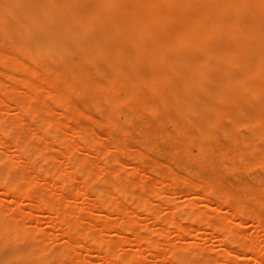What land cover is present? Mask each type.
Segmentation results:
<instances>
[{"label":"rangeland","instance_id":"374dc122","mask_svg":"<svg viewBox=\"0 0 264 264\" xmlns=\"http://www.w3.org/2000/svg\"><path fill=\"white\" fill-rule=\"evenodd\" d=\"M76 1L81 6L85 5L84 6L85 8H83V7L81 8L82 11H87L86 9H89L93 5H96L99 3H104L105 7H108L109 3H110V1H107V0H80V1L76 0ZM113 1H114V3H117L120 0H113ZM125 1L127 2L128 6H131V7L138 6L140 8L138 11V19H141L140 21H141L142 28L147 29V31H149V32L147 34L144 46L138 47L139 48L138 49L137 46H135L136 48L134 47L136 35L135 36L129 35L130 37H128L125 34V32L123 31L124 30L123 26H121L120 28L117 27L116 30L118 29L117 30L118 39L110 40L109 45H106L102 48V53L104 51L105 54L104 53L103 54L105 56L109 52L108 50L110 49V47H111V50H114L117 48L116 50H117L119 55L109 56V57H110L111 62L114 61L113 67H112L113 69H114V65L117 66L118 63L125 66L126 72H124V73L122 72L123 73L122 75L117 74L115 69H114L115 71H113V69L111 70V67H110L111 65H109L107 62H105L106 59H102V60H99V62H98L99 69H101L100 70L101 72H98V65H94V64L81 65L80 68L82 69V71L80 72V74L82 73L81 74L82 76L77 72V74L80 75L79 77L81 79V81L78 82V80H80V79L76 75V71L73 70L75 72V73H73L72 69L69 67L70 65H68V64L66 65L63 61H60L59 59H55V60H53V62L48 61V59L46 57H43V56H39L36 60L32 59L33 58L32 50L31 49L19 50V48H20L19 44L22 41L30 40L32 42V44L35 43L36 46L41 45L40 42L44 41L46 39H49L48 34L52 33V31L50 29L44 30L41 25H35V26L31 27L30 26L31 21L30 20H27V21L24 20L20 16L19 13H16V15L11 17V22H12L11 24L14 26V29L18 33V35L15 36L16 37V42H14L15 44H12L13 40L15 39L14 37L8 36L9 38H7V37H5L7 35L2 33L3 32L2 30H1L2 32H0L1 37L4 34V36L2 38L3 40L0 37V80H1L0 81V125H3L0 128V135L2 138V139H0V152L1 151L3 152V153L1 152L0 158L2 156H3V158H5L2 161L3 163H0V176H2V175L4 176V174H6V172H8L7 169L9 168L10 174H11V172L13 173L14 170L16 171L11 176L14 177V174H17V172L19 171L21 173L20 174L18 173V174L20 176H22V178H23V180L20 182L19 177L15 178L16 176H18V174H17L14 178L16 179V181L18 179L17 182H19V183L17 184V182L13 178L12 180L16 183L14 184V182H13V184H12L13 186H12L11 185L12 180L10 181L9 179H7V176H8V178L10 177V175L7 173L8 175H6L5 181L9 180V183H7V181H6L7 184L4 182L3 183L6 184V187H8V188H4L2 185V182L0 183V185H1L0 186V198H1L0 200H1L2 204L4 205V208L6 205H8V206H6V209L3 210V208H2L0 210H1V212L3 210V212L5 214H8L12 217L14 216L16 219L21 218V219H19L20 221L18 220L19 222L18 223L16 222L15 224L17 225L21 222L20 224L22 226V231L23 232L25 231L23 233V235H20L19 234L20 231L16 230V227H17V229H21V228H19L20 225H18L19 227L18 226H16V227L11 226V228L9 227V230L10 229L12 230L14 228L16 231H18V232H16V234L18 233L19 235L14 234L15 233L14 230H12L13 233H11L12 231H10V233H9V230L7 229L8 224H7V226H6V224L3 226L4 223L1 224V226L5 230L4 231L3 228L0 227V230L2 229V231H0L1 237L3 236L2 239L4 238V236L7 238H10V239H8V240L4 239L5 242L3 240H1L3 242V244H1L0 246H2V245L3 246L0 248V253H1L2 249L7 248L8 250H6V249H4V250L7 251L8 255L6 253H4L5 252L4 250H2V252L5 255V256L3 255V257H5L6 260L1 261L0 264H9V263L13 264V262H15L14 264H26V263L27 264H34V263L35 264H70L71 259H72L71 260L72 264H105L107 262H109L107 264H115V263L116 264H120V263L121 264H128V262L130 264H132L130 261L124 262V258L129 256L128 254H132L133 252L136 253V255H135L136 260L138 259L137 257H140V260L139 259L138 260L140 262L142 261L141 262L142 264L143 263L144 264H183V263L186 264V262L188 264H201V263L202 264H204V263L205 264H240V263L241 264H264V259H263L264 258V170H263L264 166L262 167V164L264 165V162L263 163L261 162V160L264 161L263 160L264 159V156H263L264 155V120H262V119H264V97L263 98L262 97L261 98L253 97V96H251V94H250L251 92L249 90H245L243 92V95H241L237 99H235V102L237 103V101H239L240 104H238V103L236 104L235 102H230V101L224 100V101H218L217 102L218 112L216 111V113L213 112L212 110L205 109L204 108L205 105L202 103H204L205 100L207 99V97L209 96L208 93L209 92L211 93V91L213 89V84L215 83L216 78H217L216 73H214L213 70H211L209 72V74L207 73L204 77L203 82L205 83L204 84L205 85V87H204L205 91L198 92V94H197L196 93L197 85H195V83H194L190 86L193 93L187 94V96L183 99V102L187 106L194 108L193 110H190L188 112V110H184L182 108L180 109L179 107H177L179 105L178 98H175V100H173V97H172L173 96L172 93L174 95H176L178 90L181 92L185 90V88L183 87L182 81L184 80L183 77L185 78L189 74V71L187 70L189 68L185 67L188 64H186L184 66V68H180L179 67L180 63L178 64V63L174 62V60L175 61L177 60L176 55H178V53L181 51V47H176V46L172 45L173 35L180 32L181 28H183V26L187 24V19L189 17L197 14V13H200L202 8H204V15H203L204 19H206L207 21L209 20V22L212 24V26L218 25V24H220V22L228 23V20L231 18V16L228 17L230 14L226 15L225 18L218 16L219 15L218 13L220 11V2L225 3L227 0H193L192 3L188 4V5H186V3H185L186 0H180L179 6H178L179 1L171 2L170 0H166V1L165 0L164 1L159 0V2H160L159 5L153 10L150 9L151 0H125ZM215 1H216V3H215ZM246 1H248L250 6H252L251 8H253L254 10L258 9V7L264 6V0H246ZM143 5H145L146 7H143ZM114 8L112 10L113 14H114V19H117L118 17H120V11H119V9H117V7H114ZM142 8H144V9H142ZM117 14L119 16H117ZM167 14L172 15L173 17L171 19L167 20L165 18V16ZM149 17H151V18H149ZM241 17L242 18L240 20V23L242 25H244V24H246L252 20V19H250V17L248 15L247 16H241ZM114 21L115 20L109 22V24H111V28L114 25ZM202 21H203V19H202ZM243 21H244V23H242ZM104 23H105V21H103L102 25H106ZM257 24L260 28L264 29V18L258 20ZM146 26H147V28H146ZM24 27L25 28L27 27L25 29V30H27V35L23 33ZM105 27L107 28L108 26H105ZM149 27L151 28V30ZM29 28H31V29H29ZM240 30H241V33H239V35L237 34L236 36H234V34H231V33H227V34L224 33L225 35L224 34H216V35L212 36L209 39V45L206 48L207 50L201 49L203 51H200L199 48L197 50V49L193 48L194 46L192 45V43H190V46H187V48L184 50V53H186L188 55V57H191V56L192 57H202V56L205 57L210 52L215 53V55H216L217 50H219L218 48H220V51L233 49V48H239V49L241 48V50H239L242 53L240 56L243 59L253 60L255 58V56H254V58L251 59V55L249 57L247 55L248 53L246 51H244V49H243L244 46L246 45V42H247L249 37L246 36L247 34H245V32H242V29H240ZM167 34H168V36H167ZM92 36L94 37L95 35H92ZM92 36H91V38H92ZM133 36H134V39H133ZM170 36L172 37V39H170ZM6 38L11 39V42H9L10 40H7ZM94 38L100 39L101 36L99 34H96V36ZM10 43H11V45H10ZM87 43H88V40H87ZM131 44H133V45H131ZM1 51L3 54L1 53ZM11 53L16 55L17 59H12L11 57H9L11 55ZM126 53H127V55H125ZM136 53L140 54V55L139 56L137 55L138 56L137 59L132 60L134 54H136ZM14 55H12V56H14ZM77 55H78V57H84V54L81 51L79 53H77ZM242 55H244V56H242ZM126 56H127V59H126ZM111 57L114 58V59L112 58L113 61H112ZM14 58H15V56H14ZM106 58H107V56H106ZM123 58H125V59H123ZM10 59H12L13 61L11 60L12 61L11 62ZM19 60L21 62V65L16 64L17 65V67H16V65H14L13 62L15 61L18 63ZM56 60H57V62H56ZM103 60H105V61H103ZM75 61H76V57L72 56V57L68 58V63H73V62L75 63ZM177 62H178V60H177ZM22 64H24V65H22ZM48 64H49V70L47 69ZM41 65H42V67H41ZM106 65H108V67L110 69H108V67ZM23 66H25V67H23ZM26 66L27 67L31 66L33 68V70H35V73L38 75H33V77L36 76L37 79L32 78L31 74H30L31 76L29 74H28L29 76H27V72H29V67H28V71H26V75H24L22 73V70L25 69ZM66 66H68V68L64 69V68H66ZM219 66H221V65L219 64ZM56 67L58 68V70H56ZM17 68H19L20 70H21V68H23V69L20 72V70H18ZM87 68H89V69L86 70ZM235 68L236 67H234V69ZM50 69L51 70L53 69V70L51 71ZM59 69H60V73L62 72V74H63V75H60V77L62 76V78H60L58 76ZM103 69L104 70L106 69V70L103 71ZM160 69H167L168 72H170V75L174 81H173V83H171L170 81L161 82L160 86H158L160 91H158V88H157V90H156L157 93H156V92H153L154 89L152 90V87L150 88V86L152 84L150 85L148 81ZM30 70L33 71L32 69H30ZM31 71L29 73H31ZM37 72H40V74ZM35 73H33V74H35ZM148 73L150 74L149 77L147 76ZM72 74H75L74 76H76V77H74ZM111 74H112V77L110 76V79H109L108 75H111ZM14 76H16V77H14ZM23 76H24V78H25V76L29 77V78L26 77L28 79L27 84H28L29 79L30 80L32 79V82L34 80L37 81V84L40 86V88L38 87V85H36L35 81L33 83L40 90L37 89V87L34 85H32V88L34 87L35 90L34 89L33 90L35 91V93L39 94V95L37 94V96H39L38 98L34 97L35 93H33V99H32V92H34L32 90V88L30 89V87H27V85L23 86V82H22ZM113 76L115 77V79ZM71 77H74V78H71ZM128 77H129V80H128ZM106 78L109 79L108 82H111L113 79L114 80L117 79L118 80V81H116V82H118V83H116L117 86H114L111 88L109 87V84H106V85H108V87L102 86L105 83V81L107 82ZM16 79H18V80H16ZM141 79H144V80L146 79V80L143 81ZM65 80H66V82H65ZM90 80L91 81L93 80L92 82L94 83V85H92ZM114 80H113L112 84L110 83L111 85H113L115 83ZM130 80H131V82H130ZM121 81H125L124 82L125 85L122 82L124 86L122 84H119V83H121ZM24 82H26V81H24ZM102 82H103V84H102ZM250 82H251V84L255 83L254 85H259V86L264 87V76L252 77V78H250ZM73 83H75L74 88H73ZM95 83H97V84H95ZM126 83H127V85H126ZM143 83H145V86ZM168 83H170V84H168ZM171 84L173 86H171ZM48 85H50V86H48ZM66 85H68V86H66ZM28 86H31V85H28ZM65 86L67 87L66 91H65ZM101 86L103 87V89H101L102 88ZM121 86H123V87H121ZM169 86L173 89L170 90L171 88H168ZM8 87H10V88L8 89ZM41 87H44V88L41 89ZM124 87H126V88L128 87L127 90ZM2 89H4V90H2ZM10 89H12V90H10ZM117 90L118 91L120 90L119 91L120 93ZM129 90L130 91L132 90V94H128L129 96L131 95L130 97L126 96V93H130ZM169 90L173 91V92H171V95H170ZM47 91H48V93L50 92V94H48ZM114 91H116V92H114ZM122 91H124V92H122ZM28 92L30 93V98H28L29 95L26 94ZM52 92L55 94L52 95ZM19 93H21L22 95ZM58 93H59V95L57 96ZM60 93L61 94L63 93V95L65 96L64 99H66L67 102L64 101L63 104L61 103L63 101V95H60ZM123 93H125V99L122 102V99L124 97ZM229 94H231V91ZM122 95H123V97H121ZM59 96H61L62 98H58ZM108 96H109V98H113V100H115L113 102H115V103L117 102L116 105H115V103L112 104L109 102V104H108L107 102L106 103L104 102L105 100L106 101H112L111 99H109V100L107 99ZM115 96H118V98H122V99H119V104H118V101H116V98L114 99ZM174 97H176V96H174ZM25 98H28L29 100L31 99L30 100L31 105L33 104L31 107L29 105L30 102H29V104L27 103L29 100L27 99L28 100L27 101ZM118 98H117V100H118ZM254 98L257 100H255ZM24 99L27 102L24 101ZM59 99L62 101H60ZM164 99H165V101H164ZM176 99H177V101H176ZM125 100H127L129 102H127ZM96 101H98V102H96ZM240 101H242V102H240ZM260 101H263L262 102L263 105L261 104V106H260V103H261ZM23 102L25 104H23ZM167 102H169V104ZM4 103H6V104H4ZM20 103H21V106L24 105L23 106L24 108L27 107L26 110H28L30 107L29 110H33L34 112L30 111L28 113V111H26V110L23 111L22 109H24V108H22L20 106ZM26 103L28 104V106L25 107V105H27ZM44 104H45V107H47V109L44 107ZM149 105L151 107H147ZM155 105H156V107L159 108V110H157ZM237 105L239 107H237ZM49 106H51V108ZM194 106L195 107L197 106V107L195 108ZM37 107L40 109H42V108L43 109L39 110ZM240 107H241V109H240ZM145 108H146L147 112H149V108H151L150 111L152 110V113L150 112L151 114L150 113L145 114L146 113V111H144ZM161 108H162V110H161ZM176 108L179 109V111ZM252 108H253V110L255 109L256 111L255 110L254 111L257 113H255V112L252 113V111H253ZM246 109L251 110V111L246 112L247 111ZM19 110L22 111V114H20L21 111H19ZM46 110L48 113H46ZM238 110H240V111H238ZM242 110H244V111L242 112ZM35 111H37V112H35ZM38 111H40V112H38ZM43 111L46 115H44ZM155 111H156V114L154 113ZM158 111L161 112V114L160 113L158 114ZM26 112H27V114H26ZM143 112H144V114H143ZM177 112H179V113L177 114ZM245 112L253 114L252 116L253 117L255 116L256 121L259 120L260 123L258 124L256 121H253L251 123L250 119L252 117L250 119L248 118V117H250L249 116L250 114L247 115V117H246ZM255 114H257L258 116H256ZM230 116H231V118H230ZM262 116H263V118H262ZM44 117H46V118L44 119ZM48 117H49L50 121L54 120V121H52V123L54 122L57 124V125H54L52 123H51V125L49 124L50 127L54 125L55 126V127L53 126L54 129L49 128V125H47V124H44V126L46 127V125H47L49 128L48 130L46 129L47 127L45 128L42 126L43 121L48 119ZM13 118H14V120L10 121ZM169 118L172 121H170ZM211 118H212V120H211ZM42 119H43V121L41 122ZM189 119H191V122H193L194 125H191L189 123V121H190ZM207 119H208L209 125L211 124L212 126L211 125L210 126L205 125ZM101 120L104 121V124L101 123ZM210 120H211V123H210ZM245 120H249V121H245ZM254 120H255V118H254ZM50 121H49V123H50ZM98 121H100V123ZM7 122L10 124H11V122H13L12 123L13 125H14V123H16V124L12 127V129L8 128V131L5 130L6 133L2 134L3 130H4L3 128L7 129V126H5L8 124ZM47 122L45 121L44 123H47ZM173 122H175V123L177 122V124H179L181 122L179 125L182 126V124H183V126L181 127L177 124H173ZM244 122H245V124H244ZM41 123H42V125H41ZM247 123H248V125H247ZM10 124H8V126H11ZM252 124H255V125L252 126ZM39 125L42 126L44 131H46L47 133L50 132L51 134L50 133L45 134L43 132V129L42 128L40 129ZM250 126H252V128L255 127L254 128L255 131L252 129L251 133H253V132L256 133V130H257V133L255 135H254V133L251 134L249 132V131H251ZM71 127L72 128L74 127V129H72ZM222 127H225L228 130V131H225L226 129H224L225 132H231V134L228 133L229 137H231V135L233 137H231V138L226 137L225 134H227V133H224V135H225L224 136ZM180 128H182V129H180ZM184 128L187 131H185ZM50 129H53V132H51L52 130H50ZM179 129H180V132L178 131ZM1 130H2V133H1ZM41 130H42V133H41ZM181 130H183V131H181ZM221 130H222V132H221ZM12 132H13L14 136H12L11 138H8L9 136L12 135ZM187 132H190V133H188L189 135H186ZM40 134L46 135L45 136L46 139L45 138L43 139L44 142L41 139V138H43V136L41 135L42 137L41 138L39 137ZM256 136L258 138H256ZM24 137L27 138V140H26V138L24 139L25 145L30 144V146L32 145L33 147L38 145L39 148L36 149L37 152L34 151L35 147L33 148L34 150H32V148L30 146L28 148L31 150H28L27 148H25L26 146L24 147L25 149H23V150L21 149L24 146V145L21 146L23 144V141H24L22 138H24ZM194 137H195V139H197L196 140L197 142L195 141ZM39 138L41 139L42 147L39 146L40 145V139ZM59 138H61V139H59ZM92 138H93V140H92ZM192 139L194 140V143L196 142L197 144H198V141L201 142V140H203L202 141L203 144L199 143L197 145L195 143L198 146V148H197V146L195 147L194 144L191 143ZM20 140L21 141L23 140L22 144H19V142H21ZM60 140H61V142H60ZM16 141H18V142H16ZM26 141L29 143L26 144L27 143ZM62 142H64V143H62ZM43 143H45V144H43ZM92 143H93V145H92ZM206 143H207V145H206ZM210 144H212V145H210ZM247 144H250V145L247 146ZM19 145L21 146L20 149H18ZM122 145H124V146L122 147ZM199 145H201V146H199ZM118 146H120V149ZM206 146H208L209 150L206 149L207 148ZM254 146H256L257 149ZM258 147L261 148V150ZM40 148L42 150L41 151L42 153H39V151H38ZM198 149H199V152H203L204 154L200 153V156H198L199 155V152H197ZM19 150H21L23 152H24V150H26V152L28 150L29 152H27V153H29V155L25 152L26 156L28 155L27 156L28 158L31 157L30 153L32 154L33 151L35 152V154L37 153L36 154L37 156L36 155L34 156V154H33L34 157L32 158L33 161H31V163L27 157H24L25 159L27 158V160L29 162L28 163L27 160L25 161V159L23 158L25 153L21 154V152ZM200 150H202V151H200ZM227 150L229 152H227ZM239 150H240L241 154L243 152L242 156L240 155V153L238 154L237 151H239ZM259 151H261V152H259ZM232 152H233L234 156L232 155ZM64 153L67 154V156L64 155ZM195 154H197L195 158H197V156H198L197 159H199V161L197 159L196 160L194 159L193 156H195ZM207 155H209L208 158H207ZM47 157H49V159ZM199 157H201V158H199ZM260 157H262V159ZM3 158H1V159H3ZM85 158H87V159H85ZM205 158H206V160H205ZM232 158L234 161L232 160ZM244 158H246V159H244ZM1 159H0V161H1ZM7 159H8V161H7ZM82 159L86 162V164H88L87 166H89V167L84 166L85 165L84 162L80 163L78 161V160H80L82 162L83 161ZM54 160H55V162H54ZM75 160H77V161L75 162ZM248 160H250L248 162V163H250L249 166H248V164L246 165ZM56 161H57V163H56ZM53 162L56 164V166L53 165ZM105 162H106V164H105ZM11 164L15 165L14 168H17V169L13 168L14 170L12 171L11 167H13V166L10 167ZM78 164L81 165L82 170H83V167L88 168L87 169L88 171H89V169L92 170L91 171L92 173L89 171V173H91L89 178L87 175V172H88L87 170H86V173H84V174L82 173L84 171L81 170L82 172H79L77 170L78 168H80V166H78ZM51 165L56 167V168H54V167L52 168ZM82 165H83V167H82ZM254 166H256V167H254ZM49 168L53 171H50ZM55 169H57V170H55ZM5 170H6V172H5ZM54 170L56 171V173H54L55 172ZM47 171H49L51 173V174L49 173L50 176L48 175ZM112 171H113V173H112ZM138 171H140V172H138ZM59 172H61V173H59ZM69 172L70 173L72 172L73 175L70 174ZM95 172L98 174H95ZM30 173H32V174H30ZM77 173H79V175ZM22 174L29 176L28 177L29 179L26 178L27 176L24 179ZM85 174H86V177L83 176ZM130 174H132V175H130ZM70 175L72 176L71 178L69 177ZM123 175L126 177H123ZM30 176H33V177L35 176V178H37V179L34 178L35 180H33V177H31L32 180H31V182H29L31 179ZM65 176L69 177V178H67L68 180L66 179L67 181L65 180V178H66ZM38 178H40V179H38ZM62 178H64V179H62ZM117 178H118V180H114ZM20 179H21V177H20ZM26 179H27V181H26ZM50 180L51 181L53 180V183ZM129 180H130V183H129ZM36 181H37V183H35ZM111 181H113L114 184H113V182L111 183ZM158 181H160V182H158ZM28 182L29 183H33V182L35 183V184L33 183L34 185L32 184L33 185L32 190H34L36 192V194L39 193L38 195H36L35 192H33L31 190V187H30L31 184H28ZM50 182L53 185H54V182H56V184H57V185L55 184V186H57L56 187L57 189L54 186L55 189L52 188V190H54V191L51 190L52 192L56 193V196L53 195L55 193L52 194L51 191L49 192V188H51ZM122 182H124V183H122ZM261 182H262V184H261ZM121 183L123 186L126 187L127 190L124 187H122ZM133 183L135 184L134 185L135 187L132 185ZM8 184L12 186V187L10 186L12 189L9 188ZM16 184L19 186L15 187ZM53 185H52V187H53ZM129 186H131V189ZM22 187H23L24 191H23ZM155 187H158V188H155ZM17 188H19V191L22 190V192H19L20 194H18V191H17L16 192L17 196H16L15 192H13V189H14V191H16V190H18ZM26 188H27L28 192H25ZM114 188H118V189L121 188L122 192L120 191V193H118L119 191H117ZM5 189H7V191H5ZM9 189H10L11 193H8V194H14V196L10 195L8 197V195L6 194L7 197H5L4 193L9 192L8 191ZM91 189H93L94 191L96 190L98 192V194L94 193V191ZM107 189L110 190V195L113 197V199L111 198L110 195H108L109 191H106ZM152 189L153 190L155 189V191L156 190L157 191L154 192V191H152ZM30 190H31V192H30ZM103 190H105L104 191L105 198L103 195V198H104L103 200L105 201L106 199H108L105 201L106 202L105 204L103 201H102L103 202L102 203L100 200V198L102 199V197H100V196H102L103 193H101V192H103ZM127 191H128V193L130 192V194L126 193ZM2 192H4V193H2ZM50 193H51V196L53 198H50ZM24 194L26 196V197L24 196V200L26 199L25 201L22 199ZM26 194L29 196H27ZM40 194H41V197L43 199L40 197ZM199 194H201V195H199ZM30 195L33 196V198L34 197L38 198V196H39L38 199L35 198L36 200H38L37 201L38 203H36L35 199H32V197ZM98 195L100 198L98 197ZM107 195L109 196V198H107L108 197ZM202 195H204V196H202ZM210 195H212V196H210ZM222 195H224L225 198ZM19 196H22V198L20 197L21 198L20 199ZM221 196H222L223 200L221 199ZM29 197H31V198H29ZM55 197L57 199H59V201L56 200ZM71 197H73V198H71ZM96 197H98V199ZM203 198H205L206 200ZM50 199H51V201H50ZM141 199L142 200L145 199L146 201L144 200V202H147V205L150 204L151 206L150 205L147 206L145 204L146 206L145 207L143 206L144 208H141L142 206L139 205V204H141V202H140V201H142ZM39 200H40V202H39ZM109 200H111V201L108 203L107 201H109ZM114 200L117 202H113ZM43 201H48V205L50 206V209H49V207H47L48 206L47 202L45 203ZM49 201L52 202V206L56 205L57 207L54 206V208H53ZM189 201H191L190 202V203H192L191 205H190ZM70 202H71V205L69 204L70 206L66 205V203L68 204ZM92 202H94L100 208L98 206H97L98 209L93 207L94 210L97 209L94 211L92 208H90L94 204V203L92 204ZM97 202L102 204V205L98 204ZM111 202H113V203H111ZM144 202L141 205H143ZM107 203H108V206L106 205ZM114 203H115V207L117 206L116 209H118V210H116L115 208H113V209L111 208L112 210L110 209V206L113 205ZM58 204H59L60 208H58ZM90 204H92V205H90ZM95 204H94V206H95ZM0 206H2V205L0 204ZM63 206H65V207H63ZM67 206H68V208H67ZM105 206L107 207V208H104L106 210L103 209V207H105ZM138 206L140 208H138ZM18 207L19 208L21 207V208L19 209ZM113 207H114V205H113ZM118 207H122V208L124 207L123 210H125V211H123L122 208H118ZM146 207L148 209L150 208L148 210L150 212L147 211ZM216 207H218V208H216ZM54 209L57 210L56 211L57 213L59 212L58 213L59 215L55 212ZM91 209H92V211H91ZM119 209L122 210V213ZM203 209L205 212H202ZM216 209H217V211H216ZM53 210H54L55 214L57 215L56 219L54 218L55 220L52 219L53 216H55V214L52 215ZM198 210H200L201 212ZM22 211H24V212H22ZM43 211H44V213H43ZM48 211H50V212H48ZM51 211H52V213H51ZM63 211H65V212H63ZM196 211H197L198 215H200V216L196 215V213H195ZM206 211L210 215H206L207 214ZM253 211H255L254 212L255 214L253 213ZM118 212H120V213H118ZM123 212L125 215H126V213H128L131 219L129 218L128 215H127L128 217L126 216V218H125V215L123 214ZM199 212H200V214H199ZM61 213H62V215H61ZM72 213L74 214L73 216H71ZM91 213H93V215ZM104 213H105V215L107 213L110 214L111 218L109 217V215L105 216ZM202 213H203V215H202ZM0 214H1L0 216L5 217V214L4 215H2V213H0ZM64 214H66V216ZM100 214H102L101 215L102 217L105 216L106 219L105 218L104 219L106 220V222L100 218L101 217ZM192 214L196 215V217L195 216L193 217ZM252 214H254V215H252ZM8 215H6V217H8ZM76 215H78V216H76ZM188 215L189 216L191 215V219ZM211 215H213V216H211ZM60 216H62V218ZM107 216L110 218V220L108 219L109 220L108 222H107ZM203 216H207L208 218L206 217V220H205ZM220 216H222V217L219 218ZM6 217L4 218V220L2 217H1L2 219L0 218L2 220V222L5 221ZM12 217H10V219H12ZM64 217H68V219L66 220V218H64ZM90 217H91V219H90ZM200 217H203V218L201 219ZM195 218H197V219H195ZM198 218H199V220H198ZM10 219L7 218L6 220H8V222H9ZM16 219H13V221ZM50 219H51V221H49ZM75 219L78 220V222H79V220H81L80 221L81 223L80 222L77 223V224H79L80 228H77L79 226H77V224L75 223L76 222V221H74ZM111 219H113V220H111ZM124 219H126V220L129 219V223L131 224L130 226L129 225L127 226L128 230H127V228H125L126 222L125 221H124L125 223L123 222ZM132 219H133V221H132ZM13 221L10 220V222H13ZM71 221L76 224L75 225L76 229L72 228L71 224L73 225V223L68 224ZM131 221H132V223H131ZM136 221H137V223H136ZM199 221H201V222H199ZM22 222H23V224H22ZM57 222H58V224H57ZM103 222H104V224L101 225ZM114 222L115 223L117 222V224H116L117 226L116 225L110 226V224H115ZM220 222H222L223 225ZM240 222H241V224H240ZM0 223H1V221H0ZM107 223H109V224H107ZM10 224L15 225L14 223H10ZM216 224H221L224 227H222L221 225H216ZM232 224H234V225L232 226ZM33 225H35V226H33ZM104 225H105V227L108 225L110 228H108V226H107L106 231L103 230L104 234H101L102 233L101 228H103L102 226H104ZM25 226L26 227L28 226L27 235L30 234V235H28V236H30L29 238L25 237V233H26V227ZM118 226L120 227V229ZM179 226H181V227H179ZM190 226H192V227H190ZM133 227L136 229H134ZM215 227L219 228L218 230L221 229L220 232L217 231V229H215ZM231 227H234V228L236 227V228H235V230L232 231ZM70 228H72L71 230L74 229L75 232H73V231L71 232ZM181 228H184V229L182 230ZM222 228H223V230L224 229H229V230L231 229V230L230 231L225 230L224 231L225 234H224L223 232H221V231H223ZM114 230L115 231L119 230V233H116L117 231L115 232ZM152 230H153V232H152ZM3 231H4V233L6 232L7 235H4V233L1 234V232H3ZM22 231H21V233H22ZM43 231H45V232H43ZM120 231L122 234L120 233ZM228 231L230 232V234ZM88 233H90V234H88ZM231 233H232V235H231ZM233 233H235V236H236L235 238L237 240L240 239L238 241H239V243L240 242L242 243V244L240 243L241 246L247 241L244 244L246 247L245 246L241 247L240 244L238 243V241L233 244V242H235V240H236L235 238H233L234 237ZM12 234H13V236H12ZM86 234H87V236L90 235V237H87ZM227 234H228V236H227ZM14 235L16 236V238L13 239L12 237H14ZM100 235L105 236L106 242H103V243L111 245L110 247H113L112 248L113 250H111V248L107 245H106L107 248H106V246H103L104 244L101 245V243H102L101 241H103L101 238H104V236L99 238L98 236H100ZM141 235L142 236L145 235V237L143 238ZM224 235H226L227 237ZM17 236H18V238H17ZM20 236L22 238L24 236V238L22 239ZM43 236H44V239H43ZM84 236H86L87 240H86V238H84ZM146 236H148V238ZM112 237H114V238H112ZM134 237L139 240L140 244L142 243L141 246L139 245V247H138L139 243L138 244L136 243V239ZM141 237H142V240L139 239ZM225 237L229 238L231 240L225 239ZM19 238H20V240H19ZM38 238H39V240L42 239L44 241V243H41V241H40V243H38L39 242ZM145 238H146V240H145ZM15 239H18L19 243H17V241ZM32 239L35 241V243H38L41 246V248H39L40 246L35 244ZM66 239H67V241H66ZM98 239H100L101 241ZM126 239L128 240V242ZM77 240H80V241L82 240L81 241L82 244L80 241H77ZM132 240H134L135 242ZM138 240H137V242H138ZM1 241H0V243H1ZM11 241H14V243ZM20 241L22 244L20 243ZM98 241H99V243H98ZM143 241H144V243H143ZM222 241H224V242H222ZM243 241H245V242L243 243ZM15 242H16V244H15ZM156 242H158L159 244ZM226 242H229V243H226ZM76 243L78 246L76 245ZM149 243H151V245H152L151 248L149 246ZM171 243H172V245H171ZM197 243H199V244H197ZM249 243H251V245ZM18 244L22 245V247H24V248L21 247V249H20V246ZM42 244H45V245H43V247H42ZM99 244H100L101 248L98 247ZM236 244H238V245H236ZM12 245L17 246V247L15 248ZM36 245L39 247H36ZM156 245L158 247H156ZM194 245H198V246H194ZM248 245H250L251 249L248 247ZM96 246H97V248H96ZM18 247L20 250L18 249ZM59 247H60V249H59ZM146 247H147V249H146ZM61 248L63 251L61 250ZM254 248L256 250H253ZM16 249L18 252H14ZM94 249H95V251H94ZM101 249H103L102 252H101ZM227 249H229V250H227ZM21 250H23L24 253ZM26 250H27L29 255L27 254ZM28 250H30V251H28ZM33 250L35 252L39 251L41 253H38L39 255L36 256V255H34L33 252H31ZM142 250H143V253H142ZM191 250L194 254L191 253ZM250 250H253V251L250 252ZM19 251H20V254H19ZM61 251L63 253H61ZM112 251L115 253V255ZM122 251H125V252H123V254H124L123 256L120 255V253ZM254 251L256 254L254 253ZM29 252H31V253H29ZM66 252H67V254H66ZM69 252L71 253V255ZM109 252H111V254ZM138 252H140V254L144 255V256H142L143 258L141 256H137ZM11 253H13L14 255L17 253L18 256H12V259H13L12 260L10 257ZM25 253H26L27 258L24 257ZM135 253H133V254H135ZM21 254H22V257L19 256ZM112 254L114 257L112 256ZM117 254H119L121 257ZM154 254H155V256H154ZM30 255H33L34 257L32 256L33 257L32 258ZM66 255L67 256L69 255L68 258H70V259H67ZM107 255H108V259L111 257L110 258L111 262L107 259ZM230 255H231V257H230ZM48 256H50L51 258H49ZM117 256L119 258H117ZM252 256H253V258H252ZM91 257H94V258H91ZM102 257H103V260H102ZM130 257L131 258H129V259H131L132 262L133 261L135 263L139 262L138 260L137 261L132 260V258H134V255L133 256L131 255ZM182 257H183V259H182ZM257 257H259L260 259ZM1 258L2 257H0V259ZM21 258H22V260H21ZM188 258H189V261H188ZM88 259H89V261H88ZM127 259L128 258H126V260ZM174 259H176V260H174ZM257 259H259V260L257 261ZM50 261L51 262L53 261V262L50 263ZM90 261H92V262L90 263ZM86 262H88V263H86ZM140 262H139V264H141ZM242 262H244V263H242ZM136 264H138V263H136Z\"/></svg>","mask_w":264,"mask_h":264},{"label":"bare ground","instance_id":"6f19581e","mask_svg":"<svg viewBox=\"0 0 264 264\" xmlns=\"http://www.w3.org/2000/svg\"><path fill=\"white\" fill-rule=\"evenodd\" d=\"M80 1V0H79ZM107 1H110V3H109V6L108 7H105V5H104V3H99V4H96V5H93L92 7H90L89 9H86L87 11H82L81 10V8L83 7V8H85L84 6L85 5H83V6H81L76 0H0V26L2 27H0V32H2V33H4L5 35H7V36H5V37H7V38H9V37H14L15 39L13 40V42H12V44H15L14 42H16V37L15 36H17L18 35V33H17V31L14 29V26L11 24L12 22H11V17L12 16H14V15H16V13H19L20 14V16L24 19V20H30L31 22H30V26L31 27H33V26H35V25H41L42 26V28L44 29V30H46V29H50L51 31H52V33H50V34H48L49 35V39H46V40H44V41H41L40 42V44L41 45H38V46H36L35 45V43H33L32 44V42L30 41V40H27V41H22L20 44H19V46H20V48H19V50H22V49H31L32 50V52H33V58L32 59H34V60H36L39 56H43V57H46L47 59H48V61H52L53 62V60H55V59H59L60 61H63L66 65L68 64V65H70L69 67L72 69V71L74 70V71H76V75L78 76V78L80 79V75L82 74H80V72L82 71V69L80 68L81 67V65H86V64H94V65H98V62H99V60H102V59H106V61L105 60H103V61H105V62H107L109 65H111L110 67H111V70L113 69L112 67H113V57H111V59H112V61L113 62H111L110 61V57L109 56H117V55H119L118 54V52H117V48L116 49H114V50H111V47H110V49L108 50L109 52L106 54V56H107V58H106V56L104 55L105 54V52L103 51V53H102V48L104 47V46H106V45H109V42H110V40H115V39H118V32H117V30H116V28L117 27H121V26H123L124 27V32H125V34L128 36V37H130L129 35H136V38H135V45H134V47L135 46H137V48L138 47H141V46H144V43H145V40H146V37H147V34H148V32L149 31H147V29H144V28H142V25H141V19H138V11H139V7L138 6H135V7H131V6H128V4H127V2L125 1V0H120V1H118L117 3H114V1L113 0H107ZM164 1V0H163ZM166 1V0H165ZM171 2H176V1H179L178 2V6H179V3H180V0H170ZM192 1L193 0H186L185 1V3H186V5H188V4H191L192 3ZM83 2V1H82ZM159 0H151V2H150V9L151 10H153V9H155L158 5H159ZM215 3H216V1H215ZM83 4V3H82ZM86 4V3H85ZM89 4V3H88ZM147 5V4H146ZM141 6V5H140ZM88 7V6H87ZM114 7H117V9H119V11H120V17H118L117 19H114V14H113V8ZM143 7H146L145 5H143ZM219 7V6H218ZM252 6H250V4L248 3V1H246V0H227L225 3H221L220 2V11H219V17H224L225 18V16L226 15H228V14H230L228 17H230L231 16V18L228 20V23H224V22H220V24H218V25H213L212 26V24L209 22V20L207 21L206 19H204V17H203V15H204V8H202L201 9V11H200V13H197V14H195V15H193V16H191V17H189L188 19H187V24L186 25H184L183 26V28H181V31L180 32H178V33H176V34H174L173 35V42H172V45L173 46H176V47H181V51L178 53V55H176V59L178 60V62H177V60L175 61L174 60V62L175 63H180V65H179V67L180 68H184V66L186 65V64H188L187 66H185V67H187V68H189V69H187L188 71H189V74H188V76H186L185 78L183 77V87L185 88V90L184 91H177V93H176V95H174L173 93H172V97H173V100H175V98H178V100H179V105L177 106V107H179L180 109L182 108V109H184V110H188V112L190 111V110H193L194 108H192V107H189V106H187L184 102H183V99L187 96V94H191V93H193V91H192V89L190 88V86L192 85V84H194L195 83V85H197V91H196V93L198 94V92H201V91H205L204 90V87H205V83L203 82L204 81V77H205V75L208 73L209 74V72L211 71V70H213L214 71V73H216V76H217V78H216V81H215V83L213 84V89H212V91H211V93L209 92L208 94H209V96L207 97V99L205 100V102L204 103H202V104H204L205 105V109H209V110H212L213 112H215L216 113V111L218 112V110H217V102L218 101H224V100H226V101H230V102H235V99H237L239 96H241V95H243V92L245 91V90H249L251 93V96H253V97H256V98H263L264 97V87H262V86H259V85H254L253 83L251 84V82H250V78H252V77H255V76H264V29H262V28H260L259 26H258V20H260V19H263L264 18V6H262V7H258V9H253V8H251ZM187 8V7H186ZM115 9V8H114ZM142 9H144V8H142ZM218 10V9H217ZM33 15V16H32ZM249 16L250 17V19H252L250 22H248V23H246V24H244V25H242L241 23H240V20H241V16ZM116 16V15H115ZM117 16H119L118 14H117ZM173 16L172 15H169V14H167L166 16H165V18L168 20V19H171ZM149 18H151V17H149ZM14 19V18H13ZM16 19V18H15ZM202 19H203V21H202ZM256 19V20H255ZM113 20H115L114 21V25L112 26V28H111V24H109V22H111V21H113ZM174 20V19H173ZM103 23V21H105V23L104 24H106V25H102V23ZM257 21V22H256ZM101 23V24H100ZM242 23H244V21L242 22ZM40 26V27H41ZM105 26H108L107 28L105 27ZM27 28V27H26ZM25 27L23 28V33L24 34H26L27 35V30H25L26 29ZM114 28V29H113ZM146 28H147V26H146ZM150 28V27H149ZM29 29H31V28H29ZM180 29V28H179ZM240 29H242V32H245V34H247L246 36H248L249 38H248V40H247V42H246V45L244 46V51H246L247 53V55L250 57V55H251V59L252 58H254V56H255V60L253 59V60H248V59H243L240 55L242 54L239 50H241V48L239 49V48H233V49H228V50H223V51H220V48H218L219 50H217V52H216V55H215V53H212V52H210V53H208V55L207 56H205V57H188V55L186 54V53H184V50L187 48V46H190V43H192V45L194 46L193 48H195V49H197L198 50V48L200 49V51H203V50H207L206 48L208 47V45H209V39L212 37V36H214V35H216V34H227V33H231V34H234V36H236L237 34L239 35V33H241V30ZM2 30V31H1ZM150 30H151V28H150ZM159 31V30H158ZM120 32V31H119ZM160 32V31H159ZM4 34L2 35V37H1V39L3 38V36H4ZM96 34H99L100 36H101V38L100 39H98V38H94L95 36H96ZM151 34V33H150ZM224 34V35H225ZM92 35H95L94 37L92 36ZM242 35V34H241ZM9 36V37H8ZM91 36H92V38H91ZM121 36V35H120ZM134 36H133V39H134ZM167 36H168V34H167ZM123 37V36H122ZM6 38V39H7ZM170 39H172V37L170 36ZM235 39V38H234ZM3 40V39H2ZM5 40V39H4ZM7 40H10L9 42H11V39H7ZM87 40H88V43H87ZM222 40V39H221ZM220 40V41H221ZM133 42V41H132ZM123 43V42H122ZM222 43V42H221ZM2 44V43H1ZM10 45H11V43H10ZM131 45H133V44H131ZM45 46V47H44ZM109 47V46H108ZM113 47V46H112ZM192 47V46H191ZM219 47V46H218ZM239 47V46H238ZM136 48V47H135ZM139 49V48H138ZM144 49V48H143ZM163 49V48H162ZM194 49V50H195ZM201 49H203V50H201ZM214 50V49H213ZM82 52L83 54H84V57H78V55H77V53H79V52ZM147 51V50H146ZM163 51V50H162ZM196 51V50H195ZM29 52V51H28ZM149 52V51H148ZM1 53H2V51H1ZM206 53V52H205ZM212 53V54H211ZM3 54V53H2ZM151 54V53H150ZM211 54V55H210ZM245 54V55H246ZM12 55H14V54H12L11 53V55L9 56V57H11L12 59H17V56L16 55H14L15 56V58H14V56H12ZM125 55H127V53L125 54ZM130 55V54H129ZM140 55V54H134V56H133V58H132V60H135V59H137L138 58V56ZM5 56V55H4ZM31 56V55H30ZM76 57V61H75V63L73 62V63H68V58L69 57ZM242 56H244V55H242ZM109 57V58H108ZM2 58V57H1ZM7 58V57H6ZM116 58V57H115ZM12 59H10V61L12 60ZM20 59V58H19ZM123 59H125V58H123ZM126 59H127V56H126ZM154 59V58H153ZM3 61V60H2ZM13 61V60H12ZM11 61V62H12ZM17 61V60H16ZM56 62H57V60H56ZM104 62V63H105ZM129 62V61H128ZM170 62V61H169ZM14 63V65H18V64H20L21 65V62H20V60H19V62L17 63V62H13ZM64 64V65H65ZM129 64V63H128ZM177 64V65H178ZM219 64L221 65V66H219ZM17 65H16V67H17ZM19 65V66H20ZM22 65H24V64H22ZM235 65V66H234ZM107 67H108V65H106ZM236 67L235 69H234V67ZM23 67H25V66H23ZM29 67V72L31 71L30 69H32L33 70V68L31 67V66H28ZM28 67L26 66V70L25 69H23V68H21V70H22V73L24 74V75H26V71H28ZM41 67H42V65H41ZM97 67V66H96ZM68 68V66H66V68H64V69H67ZM149 68V67H148ZM18 70H20L19 68H17ZM46 69V68H45ZM47 69L49 70V64H48V67H47ZM46 69V70H47ZM89 68H87L86 70H88ZM108 69H110L109 67H108ZM114 69L116 70V73L117 74H123L124 72H126L125 71V66L124 65H122V64H120V63H118V65L116 66V65H114ZM113 69V71H115ZM21 70H20V72H21ZM51 70V69H50ZM53 70V69H52ZM51 70V71H52ZM56 70H58V68L56 67ZM70 70V69H69ZM94 70V69H93ZM101 69H99V65H98V72H101L100 71ZM106 70V69H105ZM104 69H103V71H105ZM24 71V72H23ZM55 71V70H54ZM71 71V72H72ZM73 71V73H75ZM108 71V70H107ZM134 71V70H133ZM150 71V70H149ZM29 72H27V76H29L30 74L32 75V78H34V79H37V77L36 76H34L33 77V75H38V74H36L35 73V70H33V71H31V73H29ZM59 73H58V76L60 77V75H63L62 74V72L60 73V69H59V71H58ZM70 72V71H69ZM77 72L80 74V75H78L77 74ZM95 72V71H94ZM123 72V73H122ZM5 73V72H4ZM33 73H35V74H33ZM37 73H39L40 74V72H37ZM87 73V72H86ZM108 73V72H107ZM137 73V72H136ZM212 73V72H211ZM3 74V73H2ZM11 74V73H10ZM9 74V75H10ZM29 74V75H28ZM7 75V74H6ZM30 75V76H31ZM73 76L75 75V74H72ZM84 75V74H83ZM125 75V74H124ZM146 75V74H145ZM149 73H148V77H149ZM27 76H25V78H24V76H23V80H22V82H23V86L25 85H27V87H30V89L32 88V85H34V86H36V85H38L37 84V81H35L36 82V85L32 82V79L30 80L29 79V81H28V84H27V78H29V77H27ZM82 76V75H81ZM110 76L112 77V74L111 75H108V78L110 79ZM133 76V75H132ZM14 77H16V76H14ZM18 77V76H17ZM22 77V76H21ZM27 77V78H26ZM53 77V76H52ZM57 77V76H56ZM74 77H76V76H74ZM74 77H71V78H74ZM114 77V76H113ZM134 77V76H133ZM140 77V76H139ZM143 77V76H142ZM48 78V77H47ZM60 78H62V76L60 77ZM59 78V79H60ZM117 78V77H116ZM21 79V78H20ZM77 79V78H76ZM107 79V78H106ZM109 79H107V82L105 81V83L103 84V82H102V86H107L108 87V85H106V84H109V87L111 88V87H114V86H117L116 85V83H118V82H116V81H118L117 79L116 80H114L115 79V77H114V84L113 85H111L112 84V82H113V80L111 81V82H108L109 81ZM112 79V78H111ZM16 80H18V79H16ZM44 80V79H43ZM57 80V79H56ZM73 80V79H72ZM71 80V81H72ZM127 80V79H126ZM128 80H129V77H128ZM133 80V79H132ZM141 80H143V81H145L144 79H141ZM140 80V81H141ZM1 81V80H0ZM24 81H26V82H24ZM61 81V80H60ZM77 81V80H76ZM79 81H81V79L80 80H78V82ZM89 81V80H88ZM91 81V80H90ZM93 81V80H92ZM91 81V83H92V85H94V83ZM165 81H170L171 83H173V78L171 77V75H170V72H168V70L167 69H160L153 77H151V79L148 81L149 82V84L151 85L150 86V88L152 87V90H153V92H156V90H157V88H158V86H160V84H161V82H165ZM65 82H66V80H65ZM75 82V81H74ZM125 82V81H121V83H119V84H122L123 85V83ZM129 82V81H128ZM130 82H131V80H130ZM133 82V81H132ZM41 83V82H40ZM39 83V84H40ZM68 83V82H67ZM111 83V84H110ZM74 84L75 83H73V88H74ZM95 84H97V83H95ZM118 84V85H119ZM144 84V86H145V83H143ZM168 84H170V83H168ZM28 85H31V86H28ZM124 85H125V83H124ZM123 85V86H124ZM126 85H127V83H126ZM11 86V85H10ZM48 86H50V85H48ZM66 86H68V85H66ZM65 86V91H66V87ZM89 86V85H88ZM98 86V85H97ZM100 86V85H99ZM101 86V87H102ZM123 86H121V87H123ZM163 86V85H162ZM171 86H173L172 84H171ZM37 87V86H36ZM35 87V88H36ZM38 87L40 88V86L38 85ZM37 87V89H39ZM100 87V88H101ZM132 87V86H131ZM10 87H8V89H9ZM42 88H44V87H41V89ZM72 88V87H71ZM92 88V87H91ZM96 88V87H95ZM99 88V87H98ZM97 88V89H98ZM118 88V87H117ZM124 88H126V87H124ZM128 88V87H127ZM127 88H126V90H127ZM147 88V87H146ZM168 88H171L170 86L168 87ZM7 89V88H6ZM29 89V90H30ZM34 89V87L32 88V90ZM101 89H103V87L101 88ZM108 89V88H107ZM106 89V90H107ZM121 89V88H120ZM123 89V88H122ZM161 89V88H160ZM173 88H171L170 90H172ZM2 90H4V89H2ZM10 90H12V89H10ZM31 90V91H32ZM35 90V89H34ZM33 90V91H34ZM40 90V89H39ZM75 90V89H74ZM109 90V89H108ZM169 90V91H170ZM176 90V89H175ZM207 90V89H206ZM37 91V90H36ZM46 91V90H45ZM49 91V90H48ZM48 91H47V93H48ZM73 91V90H72ZM118 91V90H117ZM120 91V90H119ZM118 91V92H119ZM158 91H160L159 90V88H158ZM230 91H231V94H229L230 93ZM57 92V91H56ZM114 92H116V91H114ZM117 92V93H118ZM122 92H124V91H122ZM129 92L130 93H126V96H129L128 94H132V90L130 91L129 90ZM171 92H173V91H170V95H171ZM33 93H35V91L34 92H32V99H33ZM40 93V92H39ZM66 93V92H65ZM120 93V92H119ZM157 93V92H156ZM19 94H21V93H19ZM24 94V93H23ZM26 94H28L29 95V97L28 98H30V93L28 92V93H26ZM37 94L38 93H35L34 95V97H39V96H37ZM48 94H50V92L48 93ZM53 94H55V93H53L52 92V95ZM149 94V93H148ZM229 94V95H228ZM248 94V93H247ZM22 95V94H21ZM27 95V96H28ZM39 95V94H38ZM59 95V93L57 94V96ZM60 95H63V93L61 94L60 93ZM123 95H124V97H123ZM123 95L121 96V97H123V99L122 98H118V96H115L114 97V99L116 98V101H118V104H119V99H122V102H123V100L125 99V93H123ZM145 95V94H144ZM249 95V94H248ZM56 96V97H57ZM102 96V95H101ZM107 96V95H106ZM131 96V95H130ZM129 96V97H130ZM149 96V95H148ZM174 96H176V97H174ZM195 96V95H194ZM41 97V96H40ZM64 95H63V101L62 100H60V101H62L61 103L63 104L64 103V101L65 102H67L66 101V99H64ZM16 98V97H15ZM28 98H25L26 100L28 99ZM58 98H62L61 96H59ZM67 98V97H66ZM117 98H118V100H117ZM24 99V101H26ZM51 99V98H50ZM106 99V98H105ZM107 99L109 100V99H111L112 101H104L105 103L107 102L108 104H109V102L110 103H112V104H114L115 102H113V101H115V100H113V98H109V96L107 97ZM253 99V98H252ZM255 99V98H254ZM29 100V99H28ZM27 100V101H28ZM31 100V99H30ZM26 101L28 104H29V102H30V107L33 105H31V101ZM37 100V99H36ZM137 100V99H136ZM255 100H257V99H255ZM52 101V100H51ZM125 101H127V100H125ZM164 101H165V99H164ZM176 101H177V99H176ZM96 102H98V101H96ZM127 102H129V101H127ZM240 102H242V101H240ZM261 103H260V106H261V104H262V102L263 101H260ZM22 103V102H21ZM21 103H20V106H21ZM26 103V104H27ZM117 103V102H116ZM116 103H115V105H116ZM168 104H169V102H167ZM236 103V102H235ZM237 103L238 104H240L239 103V101H237ZM236 103V104H237ZM259 103V102H258ZM4 104H6V103H4ZM23 104H25L24 102H23ZM28 104L27 105H25V107L26 106H28ZM40 104V103H39ZM71 104V103H70ZM117 104V105H118ZM130 104V103H129ZM163 104V103H162ZM250 104V103H249ZM11 105V104H10ZM41 105V104H40ZM47 105V104H46ZM100 105V104H99ZM263 105V104H262ZM19 106V107H20ZM24 105H22L21 107L22 108H24L23 107ZM73 106V105H72ZM138 106V105H137ZM30 107H29V109H30ZM36 107V106H35ZM34 107V108H35ZM39 107V106H38ZM37 107V108H38ZM43 107V106H42ZM41 107V108H42ZM44 107H45V104H44ZM50 108H51V106H49ZM147 107H151L150 105L149 106H147ZM146 107V108H147ZM155 107H156V105H155ZM195 107V106H194ZM197 107V106H196ZM195 107V108H196ZM237 107H239L238 105H237ZM252 107V106H251ZM27 108V107H26ZM26 108H24V109H22L23 111L24 110H26ZM36 108V109H37ZM46 109H47V107H45ZM130 108V107H129ZM146 108H145V110L144 111H146ZM157 108V110H159V108L158 107H156ZM175 108V107H174ZM26 110V111H28V113L30 112V111H33V110ZM33 109V108H32ZM39 110H42V109H40V108H38ZM37 109V110H38ZM148 109V108H147ZM150 109L151 108H149V112H147L146 111V113L145 114H148V113H152V110L150 111ZM177 109V108H176ZM240 109H241V107H240ZM245 109V108H244ZM249 109V108H248ZM156 110V109H155ZM161 110H162V108H161ZM166 110V109H165ZM178 111H179V109H177ZM176 110V111H177ZM247 110V109H246ZM252 110H253V108H252ZM255 110V109H254ZM252 111V113H254L255 111ZM19 111H21V110H19ZM49 111V110H48ZM79 111V110H78ZM238 111H240V110H238ZM244 110H242V112H243ZM249 111H251V110H247L246 112H249ZM258 111V110H257ZM34 112V111H33ZM35 112H37V111H35ZM38 112H40V111H38ZM50 112V111H49ZM54 112V111H53ZM80 112V111H79ZM224 112V111H223ZM222 112V113H223ZM241 112V113H242ZM245 112V114H246V117H247V115H249L250 117H248L249 119H250V121H251V123L253 122V121H256V117L254 116H252L253 114H251V113H246ZM43 113H44V111H43ZM46 113H48L47 112V110H46ZM150 113V114H151ZM155 114H156V111L154 112ZM161 114V112H159L158 111V114ZM179 112H177V114H178ZM221 113V112H220ZM240 113V112H239ZM255 113H257V112H255ZM20 114H22V111L20 112ZM26 114H27V112H26ZM143 114H144V112H143ZM224 114V113H223ZM244 114V115H245ZM259 114V113H258ZM44 115H46L45 113H44ZM218 115V114H217ZM241 115V114H240ZM243 115V116H244ZM256 116H258L257 114H255ZM51 116V115H50ZM161 116V115H160ZM184 116V115H183ZM47 117V116H46ZM46 117H44V119L46 118ZM245 117V116H244ZM245 117V118H246ZM230 118H231V116H230ZM254 118H255V120H254ZM258 118V117H257ZM262 118H263V116H262ZM94 119V118H93ZM259 119V118H258ZM12 120H14V118L13 119H11L10 121H12ZM169 120H170V118H169ZM190 120V121H189ZM188 121H189V123L191 124V125H194V123L193 122H191V119H189ZM211 120H212V118H211ZM211 120H210V123H211ZM262 120H264V119H262ZM43 121V119L41 120V122ZM47 122V123H44V122ZM45 121H43V125H42V123H41V125L43 126V127H45L44 126V124H47V125H51V123H52V121H54V120H52V121H50V119H49V117H48V119H46ZM49 121H50V123H49ZM170 121H172V120H170ZM215 121V120H214ZM243 121V120H242ZM245 121H249V120H245ZM22 122V121H21ZM99 123H100V121H98ZM119 122V121H118ZM258 124L260 123V121L258 120V121H256ZM8 123V122H7ZM13 122H11V124L10 123H8V124H10L11 126H8V124L7 125H5V126H7V129H5V128H3L4 130H3V133H2V130H1V133L2 134H4V133H6V131L5 130H7L8 131V128H10V129H12V127L16 124V123H14V125L12 124ZM101 123L102 124H104V121L103 120H101ZM116 123V122H115ZM181 123V122H180ZM179 123V124H180ZM208 123V124H207ZM249 123V122H248ZM248 123H247V125H248ZM250 123V124H251ZM2 124V123H1ZM52 124H54V125H57L56 123H52ZM65 124V123H64ZM117 124V123H116ZM173 124H177V122L175 123V122H173ZM179 124H177V125H179ZM215 124V123H214ZM244 124H245V122H244ZM46 125V129L48 130L49 128H53L54 129V127L53 126H51L50 127V125H49V128H48V126ZM118 125V124H117ZM199 125V124H198ZM205 125H209V122H208V119L206 120V123H205ZM211 125V124H210ZM209 125V126H210ZM246 125V126H247ZM255 124H252V126H254ZM1 126H3V125H0V128H1ZM29 126V125H28ZM40 126V125H39ZM42 126H40V129L42 128ZM173 126V125H172ZM179 126H181V125H179ZM182 126H183V124H182ZM181 126V127H182ZM189 126V125H188ZM196 126V125H195ZM212 126V125H211ZM245 126V127H246ZM252 126H250V130L251 131H249L250 133L252 132V129L254 130V128L255 127H253L252 128ZM68 127V126H67ZM116 127V126H115ZM187 127V126H186ZM57 128V127H56ZM72 128V127H71ZM91 128V127H90ZM117 128V127H116ZM179 128V127H178ZM223 129V135H224V133H227V134H225L226 135V137H229V134H231V132H225V131H228L225 127H222ZM43 129V128H42ZM53 129H50V130H52L51 132H53ZM72 129H74V127L72 128ZM180 129H182V128H180ZM180 129L178 130L179 132H180ZM185 129V128H184ZM183 129V130H184ZM224 129H226L225 131H224ZM246 129V128H245ZM183 130H181V131H183ZM222 130H221V132H222ZM248 130V129H247ZM5 131V132H4ZM10 131V130H9ZM12 131V130H11ZM14 131V130H13ZM64 131V130H63ZM75 131V130H74ZM73 131V132H74ZM185 131H187L186 129H185ZM255 131V130H254ZM43 132L45 133V134H49V133H47L46 131H44V129H43ZM41 133H42V130H41ZM86 133V132H85ZM182 133V132H181ZM188 133H190V132H187V134L186 135H189ZM199 133V132H198ZM229 133V134H228ZM254 133V135L257 133V130H256V133L255 132H253ZM253 133H251V134H253ZM11 134V133H10ZM33 134V133H32ZM51 134V133H50ZM54 134V133H53ZM63 134V133H62ZM184 134V133H183ZM43 136V138H41L42 136ZM98 135V134H97ZM168 135V134H167ZM181 135V134H180ZM224 135V136H225ZM8 136V135H7ZM12 136H14L13 135V132H12V135L11 136H9L8 138H11ZM32 136V135H31ZM46 135H44V134H40V138L42 139V141L44 142V138L46 139V137H45ZM201 136V135H200ZM243 136V135H242ZM49 137V136H48ZM70 137V136H69ZM103 137V136H102ZM101 137V138H102ZM168 137V136H167ZM231 137H233L232 135H231ZM231 137H229V138H231ZM244 137V136H243ZM26 137H24V138H22L23 140L25 139ZM39 138V139H40ZM83 138V137H82ZM180 138V137H179ZM246 138V137H245ZM256 138H258L257 136H256ZM0 139H2L1 138V135H0ZM19 139V138H18ZM41 139H40V147H42V145H41ZM59 139H61V138H59ZM181 139V138H180ZM179 139V140H180ZM194 139H195V137H194ZM22 140V141H23ZM26 140H27V138H26ZM84 140V139H83ZM92 140H93V138H92ZM99 140V139H98ZM197 139H195V141H196ZM200 140V139H199ZM243 140V139H242ZM260 140V139H259ZM21 141V140H20ZM22 141L21 142H19V144H22ZM63 141V140H62ZM175 141V140H174ZM193 141V142H192ZM192 141H191V143L192 144H194V146L196 147L199 143L201 144H203V140H201V142L200 141H198V144L196 145L195 143H194V140L192 139ZM213 141V140H212ZM249 141V140H248ZM2 142V141H1ZM16 142H18V141H16ZM27 142V141H26ZM60 142H61V140H60ZM85 142V141H84ZM95 142V141H94ZM180 142V141H179ZM25 143V140L23 141V144L21 145V146H23V148H21L22 150L23 149H25V148H27L28 150H31V149H29L28 147L30 146V144L29 145H25L24 144ZM29 142H27L26 144H28ZM62 143H64V142H62ZM115 143V142H114ZM170 143V142H169ZM248 143V142H247ZM43 144H45V143H43ZM60 144V143H59ZM72 144V143H71ZM92 145H93V143H92ZM206 145H207V143H206ZM210 145H212V144H210ZM248 145H250V144H247V146ZM4 146V145H3ZM20 145H19V147H18V149H20V147H21ZM26 146V147H25ZM44 146V145H43ZM124 145H122V147H123ZM199 146H201V145H199ZM204 146V145H203ZM209 146V145H208ZM208 146H206L207 148L206 149H208ZM9 147V146H8ZM25 147V148H24ZM31 148H32V150H34L33 148L35 147V150L34 151H36L37 152V148H39L38 147V145H36V146H30ZM119 147V149H120V146H118ZM121 147V148H122ZM212 147V146H211ZM255 148H256V146H254ZM52 148V147H51ZM197 148H198V146H197ZM200 148V147H199ZM203 148V147H202ZM259 148V147H258ZM58 149V148H57ZM69 149V148H68ZM99 149V148H98ZM137 149V148H136ZM196 149V148H195ZM228 149V148H227ZM257 149V148H256ZM260 150H261V148H259ZM263 149V148H262ZM27 150V152H29ZM81 150V149H80ZM94 150V149H93ZM209 150V149H208ZM20 152H21V154L23 153H25L26 152V150H24V152L23 151H21V150H19ZM33 151V153L31 154L30 153V155H31V157H27L28 155H29V153H27L28 155L26 156V153H25V155L23 156V158L24 157H27L28 158V160L30 161V163H31V161H33L32 160V158L37 154H35V152ZM39 151V153H42L41 151V148L38 150ZM197 151V150H196ZM200 151H202V150H200ZM2 152V151H1ZM1 152H0V154H1ZM32 152V151H31ZM112 152V151H111ZM197 152H199V149H198V151ZM227 152H229L228 150H227ZM235 152V151H234ZM238 152V154L240 153V150L239 151H237ZM259 152H261V151H259ZM3 153V152H2ZM38 153V154H39ZM107 153V152H106ZM194 153V152H193ZM196 153V152H195ZM200 153H202V154H204L203 152H199V155L198 156H200ZM222 153V152H221ZM236 153V152H235ZM246 153V152H245ZM33 154H34V156H33ZM242 154H243V152H242ZM242 154L240 153V155L242 156ZM247 154V153H246ZM15 155V154H14ZM47 155V154H46ZM50 155V154H49ZM64 155H66L67 156V154H65L64 153ZM196 155L197 154H195V156H193L194 157V159L196 160L197 158H198V156H197V158H195L196 157ZM229 155V154H228ZM232 155L234 156V154H233V152H232ZM263 155V154H262ZM16 156V155H15ZM37 156V155H36ZM48 156V155H47ZM91 156V155H90ZM115 156V155H114ZM202 156V155H201ZM244 156V155H243ZM264 156V155H263ZM9 157V156H8ZM21 157V156H20ZM19 157V158H20ZM45 157V156H44ZM50 157V156H49ZM49 157H47L48 159H49ZM52 157V156H51ZM192 157V156H191ZM209 157V155H207V158ZM245 157V156H244ZM1 158H3V156L1 157ZM0 158V159H1ZM13 158V157H12ZM11 158V159H12ZM22 158V157H21ZM27 158L25 159V161L27 160ZM115 158V157H114ZM140 158V157H139ZM199 158H201V157H199ZM235 158V157H234ZM239 158V157H238ZM261 159H262V157H260ZM5 158H3V159H1V161H0V163H3L2 161L4 160ZM54 159V158H53ZM85 159H87V158H85ZM131 159V158H130ZM244 159H246V158H244ZM23 160V159H22ZM28 160H27V162H28ZM81 160V159H80ZM80 160H78L80 163H85V165L84 166H87L88 164H86V162L83 160L82 162L80 161ZM116 160V159H115ZM198 161H199V159H197ZM205 160H206V158H205ZM232 160H233V158H232ZM240 160V159H239ZM242 160V159H241ZM264 160V159H263ZM7 161H8V159H7ZM14 161V160H13ZM21 161V160H20ZM39 161V160H38ZM77 160H75V162H76ZM88 161V160H87ZM117 161V160H116ZM234 161V160H233ZM243 161V160H242ZM250 160H248L247 161V163H246V165L248 164V166L250 165V163H248ZM252 161V160H251ZM22 162V161H21ZM26 162V163H27ZM54 162H55V160H54ZM53 162V165L54 166H56V164ZM78 162V163H79ZM139 162V161H138ZM261 162L263 163L264 161H262L261 160ZM260 162V163H261ZM5 163V162H4ZM29 163V162H28ZM46 163V162H45ZM56 163H57V161H56ZM79 163V164H80ZM156 163V162H155ZM261 163V164H262ZM22 164V163H21ZM75 164V163H74ZM78 164V166H80V168H81V165H79ZM105 164H106V162H105ZM11 166H13V167H11ZM14 166L15 165H13V164H11L10 165V167L12 168V171L14 170V169H17V168H14ZM26 166V165H25ZM46 166V165H45ZM54 166H52L51 165V167L53 168ZM104 166V165H103ZM125 166V165H124ZM264 165L262 164V167H263ZM23 167V166H22ZM28 167V166H27ZM50 167V168H51ZM82 167H83V165H82ZM87 167H89V166H87ZM102 167V166H101ZM134 167V166H133ZM254 167H256V166H254ZM253 167V168H254ZM14 168V169H13ZM49 168V169H50ZM54 168H56V167H54ZM80 168H78L77 170L79 171V172H82V171H84V172H82L83 174L84 173H86V170L88 169V168H86V167H83V170H82V168L80 169ZM86 168V169H85ZM100 168V167H99ZM135 168V167H134ZM235 168V167H234ZM72 169V168H71ZM11 170V169H10ZM55 170H57V169H55ZM54 170V171H55ZM82 170V171H81ZM138 170V169H137ZM263 170H264V167H263ZM7 171L8 172H6V170H5V172H6V174H4V176L2 177V176H0V183L2 182V185H3V187L4 188H8V187H6V184L7 183H9V180L11 181L18 173L20 174L21 172H19L18 170V172H17V174H14V177L13 176H11L14 172H16L15 170H14V172L12 173L11 172V174H10V171H9V168L7 169ZM29 171V170H28ZM44 171V170H43ZM50 171H53V170H51L50 169ZM59 171V170H58ZM88 171V170H87ZM89 171L91 172L92 170L91 169H89ZM89 171L87 172V175H88V178L90 177V175H91V173H89ZM104 171V170H103ZM41 172V171H40ZM138 172H140V171H138ZM10 175V177L8 178V176H7V179H9V180H6L7 181V183H6V181H5V179H6V175H8V174ZM42 173V172H41ZM47 173H48V175H49V171H47ZM54 173H56V171L54 172ZM59 173H61V172H59ZM70 173V172H69ZM89 173V174H88ZM112 173H113V171H112ZM121 173V172H120ZM145 173V172H144ZM18 174V176H16L15 178H17V177H19V181L21 182L22 180H23V178H22V176H20ZM30 174H32V173H30ZM46 174V173H45ZM51 174V173H50ZM70 174H72V172L70 173ZM78 175H79V173H77ZM95 174H98V173H96L95 172ZM101 174V173H100ZM133 174V173H132ZM132 174H130V175H132ZM198 174V173H197ZM23 175V174H22ZM43 175V174H42ZM47 175V174H46ZM55 175V174H54ZM66 175V174H65ZM73 175V174H72ZM117 175V174H116ZM27 175H23V177H24V179H25V177H26ZM50 176V175H49ZM48 176V177H49ZM61 176V175H60ZM81 176V175H80ZM84 177H86V174L85 175H83ZM100 176V175H99ZM20 177H21V179H20ZM29 176H27L26 178L27 179H29L28 178ZM31 177H33V176H30V178ZM42 177V176H41ZM55 177V176H54ZM59 177V176H58ZM66 177V176H65ZM70 178L72 177L71 175L69 176ZM69 177H66L65 178V180L67 179V178H69ZM123 177H126V176H124L123 175ZM14 178V180L16 181V179ZM35 176L33 177V180H35V179H37V178H35ZM3 181H2V180ZM27 179H26V181H27ZM38 179H40V178H38ZM51 179V178H50ZM62 179H64V178H62ZM78 179V178H77ZM96 179V178H95ZM121 179V178H120ZM126 179V178H125ZM128 179V178H127ZM31 180H32V178L30 179V181L29 182H31ZM49 180V179H48ZM64 180V181H65ZM68 180V179H67ZM66 180V181H67ZM79 180V179H78ZM111 180V179H110ZM114 180H118V178L117 179H114ZM157 180V179H156ZM17 181H18V179H17ZM16 181V182H17ZM51 181V180H50ZM61 181V180H60ZM96 181V180H95ZM122 181V180H121ZM261 181V180H260ZM6 183V184H4V183ZM13 180H12V182H11V185L13 184ZM16 182H14V184L16 183ZM28 182V184H31L30 185V187H31V190L33 189L32 188V186L35 184V183H37V181L33 184V183H29ZM52 183H53V180L51 181ZM51 182H50V184H51ZM107 182V181H106ZM113 181H111V183H112ZM158 182H160V181H158ZM207 182V181H206ZM19 182H17V184H18ZM48 183V182H47ZM109 183V182H108ZM122 183H124V182H122ZM122 183H121V185H122ZM128 183V182H127ZM129 183H130V180H129ZM16 184V186L15 187H18L19 185H17ZM33 184V185H32ZM49 184V185H50ZM55 184H56V182H54V185L53 184H51V188H49V192L52 190V188L53 189H55L57 186H55ZM63 184V183H62ZM82 184V183H81ZM110 184V183H109ZM113 184H114V182H113ZM153 184V183H152ZM261 184H262V182H261ZM5 185V186H4ZM9 185V184H8ZM7 185V186H8ZM11 185H9V188L10 189H12L11 187L13 186H11ZM52 185H53V187H52ZM57 185V184H56ZM79 185V184H78ZM127 185V184H126ZM133 186L135 185L134 183L132 184ZM131 185V186H132ZM198 185V184H197ZM211 185V184H210ZM251 185V184H250ZM260 185V184H259ZM1 186V185H0ZM11 186V187H10ZM29 186V185H28ZM54 186H55V188H54ZM59 186V185H58ZM65 186V185H64ZM119 186V185H118ZM131 186H129L130 187V189H131ZM156 186V185H155ZM101 187V186H100ZM103 187V186H102ZM110 187V186H109ZM122 187H124L125 189H126V187L125 186H123L122 185ZM135 187V186H134ZM14 188V187H13ZM25 188V187H24ZM46 188V187H45ZM59 188V187H58ZM133 188V187H132ZM155 188H158V187H155ZM10 189L8 190L9 192H2V193H4L5 194V197H7V195H8V197L11 195V196H14V194H8V193H11V191H10ZM15 189V188H14ZM14 189H13V192H15V194H16V196H17V191H18V194H20L19 192H22V190H20L19 191V188H17L18 190H16V191H14ZM22 189H23V187H22ZM48 189V188H47ZM57 189V188H56ZM77 189V188H76ZM84 189V188H83ZM94 189V188H93ZM93 189H91V190H93ZM102 189V188H101ZM114 189H116L117 191H119L118 193H120V191L122 192V190H121V188H114ZM207 189V188H206ZM253 189V188H252ZM31 190H30V192H31ZM127 190V189H126ZM5 191H7V189H5ZM23 191H24V189H23ZM33 192H35L34 190H32ZM52 191H54V190H52ZM51 191V193L53 194V193H55V192H52ZM63 191V190H62ZM85 191V190H84ZM94 191V190H93ZM101 191V190H100ZM104 191L105 190H103V192H101V193H103L102 194V196H100V197H102V199L99 197V195H98V197L100 198V200H101V202L103 201L104 202V204L106 203L105 201L106 200H108V199H106L105 201L103 200L104 198H105V193H104ZM106 191H109L107 194L108 195H110V190L109 189H107ZM116 191V192H117ZM129 191V190H128ZM128 191L126 192V193H128ZM152 191H154V192H156L155 191V189L153 190L152 189ZM225 191V190H224ZM25 192H28V190H27V188L25 189ZM159 192V191H158ZM38 193V192H37ZM42 193V192H41ZM51 193H50V198H53L52 196H51ZM94 193H96V194H98V192L95 190L94 191ZM125 193V194H126ZM204 193V192H203ZM7 194V195H6ZM22 194V193H21ZM32 194V193H31ZM35 194H36V192H35ZM34 194V195H35ZM39 194V193H38ZM38 194H36V195H38ZM45 194V193H44ZM76 194V193H75ZM124 194V193H123ZM128 194H130V192L128 193ZM138 194V193H137ZM157 194V193H156ZM2 195V194H1ZM27 195V194H26ZM33 195V194H32ZM35 195V196H36ZM43 195V194H42ZM53 195H55L56 196V193L55 194H53ZM59 195V194H58ZM103 195H104V198H103ZM107 195V196H108ZM119 195V194H118ZM127 195V194H126ZM199 195H201V194H199ZM4 196V195H3ZM24 196H25V194L23 195V198H22V196H19V198L21 197L23 200H24ZM27 196H29V195H27ZM31 196V195H30ZM49 196V195H48ZM47 196V197H48ZM77 196V195H76ZM111 196V195H110ZM120 196V195H119ZM202 196H204V195H202ZM201 196V197H202ZM210 196H212V195H210ZM223 197H224V195H222ZM222 196H221V199H222ZM26 197V196H25ZM32 197V199H35L36 197H34L33 198V196H31ZM31 197H29V198H31ZM40 197H41V194H40ZM85 197V196H84ZM98 197H96L97 199H98ZM115 197V196H114ZM20 198V199H21ZM38 198H39V196H38ZM38 198H36V199H38ZM42 198V197H41ZM71 198H73V197H71ZM80 198V197H79ZM107 198H109V196L107 197ZM111 198L113 199V197L111 196ZM110 198V199H111ZM143 198V197H142ZM193 198V197H192ZM200 198V197H199ZM225 198V197H224ZM1 199V198H0ZM35 199V202L36 203H38L37 201L38 200H36ZM43 199V198H42ZM55 199L56 200H58L59 201V199H57L56 197H55ZM82 199V198H81ZM203 199H205V198H203ZM208 199V198H207ZM218 199V198H217ZM26 200V199H25ZM24 200V201H25ZM30 200V199H29ZM53 200V199H52ZM96 200V199H95ZM142 200V199H141ZM145 200V199H144ZM144 200H142V201H140L141 202V204L144 202ZM189 200V199H188ZM187 200V201H188ZM191 200V199H190ZM194 200V199H193ZM206 200V199H205ZM223 200V199H222ZM5 201V200H4ZM50 201H51V199H50ZM49 201V202H50ZM80 201V200H79ZM87 201V200H86ZM111 200H109V201H107L108 203L110 202ZM146 201V200H145ZM148 201V200H147ZM208 201V200H207ZM219 201V200H218ZM39 202H40V200H39ZM43 202H47V205H48V201H43ZM102 202V203H103ZM113 202H117V201H113ZM113 202H111V203H113ZM139 202V203H140ZM191 201H189V203H190ZM238 202V201H237ZM5 203V202H4ZM30 203V202H29ZM60 203V202H59ZM94 202H92V204H93ZM98 203V202H97ZM108 203L106 204L107 206H108ZM110 203V204H111ZM262 203V202H261ZM0 204L2 205V206H0L1 208L0 209H2L3 208V210L4 209H6V206H8V205H6L5 206V208H4V205L2 204V202H1V200H0ZM25 204V203H24ZM42 204V203H41ZM50 204H51V206H52V202H50ZM54 204V203H53ZM57 204V203H56ZM71 205V202L70 203H66V205ZM75 204V203H74ZM92 204H90V205H92ZM95 204V203H94ZM94 204H93V206H91L90 208H92L93 209V207H95V208H97L98 209V205H96L95 204V206H94ZM98 204H100V203H98ZM103 204V205H104ZM141 204H139L140 206H142L141 208H144L146 205H147V202H144V204L143 205H141ZM146 204V205H145ZM153 204V203H152ZM156 204V203H155ZM174 204V203H173ZM187 204V203H186ZM192 203H190V205H191ZM216 204V203H215ZM239 204V203H238ZM39 205V204H38ZM37 205V206H38ZM69 205V206H70ZM100 205H102V204H100ZM113 205H114V207H113ZM113 205H111L110 206V209L112 208H115L116 209V207H115V203L113 204ZM148 205H150V204H148ZM147 205V206H148ZM242 205V204H241ZM54 206L55 207H57L56 205H53L52 207L54 208ZM98 206V207H97ZM123 206V205H122ZM144 206V207H143ZM151 206V205H150ZM178 206V205H177ZM39 207V206H38ZM47 207H49V209H50V206L48 205ZM63 207H65V206H63ZM14 208V207H13ZM19 208V207H18ZM21 208V207H20ZM19 208V209H20ZM23 208V207H22ZM37 208V207H36ZM41 208V207H40ZM58 208H60L59 207V204H58ZM67 208H68V206H67ZM77 208V207H76ZM100 208V207H99ZM104 208H107L106 206L105 207H103V209ZM118 208H122V207H118ZM137 208V207H136ZM138 208H140L139 206H138ZM147 208V207H146ZM145 208V209H146ZM189 208V207H188ZM197 208V207H196ZM200 208V207H199ZM216 208H218V207H216ZM241 208V207H240ZM24 209V208H23ZM38 209V208H37ZM57 209V208H56ZM56 209H54L55 210V212L58 210H56ZM70 209V208H69ZM68 209V210H69ZM92 209H91V211H92ZM97 209H95V210H97ZM111 209V210H112ZM124 209V207L122 208V210ZM126 209V208H125ZM144 209V210H145ZM150 209V208H149ZM148 208H147V211L149 210ZM201 209V208H200ZM3 210H2V212H1V210H0V213H2V215H4L5 213L3 212ZM26 210V209H25ZM39 210V209H38ZM41 210V209H40ZM54 210H53V213H52V211H51V213H52V215H54L55 214V212H54ZM94 210V209H93ZM94 210V211H95ZM104 210H106V209H104ZM116 210H118V209H116ZM120 211H121V213H122V210L121 209H119ZM129 210V209H128ZM158 210V209H157ZM206 210V209H205ZM242 210V209H241ZM6 211V210H5ZM20 211V210H19ZM59 211V210H58ZM62 211V210H61ZM77 211V210H76ZM90 211V212H91ZM123 211H125V210H123ZM189 211V210H188ZM198 211H200V210H198ZM216 211H217V209H216ZM8 212V211H7ZM22 212H24V211H22ZM48 212H50V211H48ZM63 212H65V211H63ZM68 212V211H67ZM78 212V211H77ZM89 212V211H88ZM103 212V211H102ZM148 212H150V211H148ZM192 212V211H191ZM201 212V211H200ZM200 212H199V214H200ZM202 212H205L204 211V209L202 210ZM255 211H253V213H254ZM26 213V212H25ZM43 213H44V211H43ZM57 213V212H56ZM59 213V212H58ZM57 213V214H58ZM118 213H120V212H118ZM193 213V212H192ZM196 213V215L197 216H200V215H198V213H197V211L195 212ZM194 213V214H195ZM206 213H207V211H206ZM218 213V212H217ZM240 213V212H239ZM27 214V213H26ZM71 214V213H70ZM77 214V213H76ZM92 215H93V213H91ZM123 214H124V212H123ZM190 214V213H189ZM237 214V213H236ZM241 214V213H240ZM255 214V213H254ZM254 214H252V215H254ZM1 215V214H0ZM6 215H8V214H5V217H6ZM31 215V214H30ZM59 215V214H58ZM61 215H62V213H61ZM65 216H66V214H64ZM74 214L72 213V215L71 216H73ZM102 214H100V216H101ZM104 215H105V213H104ZM106 215H109V217H110V214H106ZM105 215V216H106ZM125 215V214H124ZM129 216V214L128 213H126V215H125V218H126V216ZM152 215V214H151ZM154 215V214H153ZM157 215V214H156ZM193 215V214H192ZM196 215H193V217L195 216L196 217ZM202 215H203V213H202ZM201 215V216H202ZM206 215H210V214H206ZM35 216V215H34ZM48 216V215H47ZM76 216H78V215H76ZM99 216V217H100ZM105 216H101L100 218L101 219H103V221H105L106 222V218H105ZM127 216V217H128ZM135 216V215H134ZM189 216V215H188ZM211 216H213V215H211ZM219 216V215H218ZM3 218L4 216H0V218ZM4 217V218H5ZM10 217H12V216H10V215H8V217H6V219L7 218H9L10 219ZM14 217V216H13ZM12 217V219H10L11 221H13V219H16L15 217L13 218ZM22 217V216H21ZM25 217V216H24ZM51 217V216H50ZM56 217H57V215L55 214V216H53V218L52 219H56ZM61 218H62V216H60ZM108 216H107V222L110 220V218H109ZM158 217V216H157ZM178 217V216H177ZM190 217V219H191V215L189 216ZM204 217V219L206 220V217L207 216H203ZM203 217H200L201 219L203 218ZM217 217V216H216ZM222 216H220L219 218H221ZM225 217V216H224ZM1 218V219H2ZM4 218H3V220H4ZM64 218H66V220L68 219V217H64ZM63 218V219H64ZM105 218V219H104ZM129 218H130V216H129ZM148 218V217H147ZM146 218V219H147ZM154 218V217H153ZM208 218V217H207ZM228 218V217H227ZM0 219V221H1V223H0V227L1 228H3L2 226H1V224H3V226L6 224V226H7V224H8V230H9V227L11 228V226L12 227H16V226H18V225H20V227L19 228H21V229H17V227H16V230H18V231H20L19 232V234L20 235H23V233L25 232H23L22 231V226H21V222L19 223V224H15L16 222L18 223L20 220L19 219H21V218H17L16 220H14L13 222H10V220H9V222H8V220H6L5 219V221H3L2 222V220ZM25 219V218H24ZM39 219V218H38ZM54 219V220H55ZM84 219V218H83ZM90 219H91V217H90ZM97 219V218H96ZM100 219V220H101ZM109 219V220H108ZM131 219V218H130ZM195 219H197V218H195ZM203 219V220H204ZM19 220V221H18ZM62 220V219H61ZM65 220V219H64ZM85 220V219H84ZM111 220H113V219H111ZM175 220V219H174ZM198 220H199V218H198ZM219 220V219H218ZM221 220V219H220ZM232 220V219H231ZM24 221V220H23ZM29 221V220H28ZM49 221H51V219L49 220ZM73 221V220H72ZM69 222L68 224H70V223H73V225L71 224V226H72V228H75V225L77 224V223H79L81 220H79V222H78V220H74V221H76L75 223L74 222ZM88 221V220H87ZM91 221V220H90ZM126 223H125V222ZM132 221H133V219H132ZM132 221H131V223H132ZM196 221V220H195ZM202 221V220H201ZM201 221H199V222H201ZM217 221V220H216ZM8 222V223H7ZM35 222V221H34ZM38 222V221H37ZM55 222V221H54ZM59 222V221H58ZM58 222H57V224H58ZM123 222L125 223V228H127V230H128V225L130 226L131 224L129 223V219H124L123 220ZM140 222V221H139ZM218 222V221H217ZM227 222V221H226ZM238 222V221H237ZM244 222V221H243ZM259 222V221H258ZM10 223H14L15 225H11ZM30 223V222H29ZM53 223V222H52ZM81 223V222H80ZM97 223V222H96ZM115 223V222H114ZM128 223V224H127ZM134 223V222H133ZM136 223H137V221H136ZM221 224H222V222H220ZM228 223V222H227ZM226 223V224H227ZM22 224H23V222H22ZM55 224V223H54ZM101 224V223H100ZM104 224V222L101 224V225H103ZM107 224H109V223H107ZM117 224V222L115 223V224H110V226H112V225H116ZM123 224V223H122ZM221 224H216V225H221ZM239 224V223H238ZM240 224H241V222H240ZM243 224V223H242ZM100 225V226H101ZM137 225V224H136ZM188 225V224H187ZM205 225V224H204ZM214 225V224H213ZM212 225V226H213ZM223 225V224H222ZM221 225V226H222ZM230 225V224H229ZM234 224H232V226H233ZM33 226H35V225H33ZM37 226V225H36ZM63 226V225H62ZM70 226V225H69ZM74 226V227H73ZM77 226H79V224H77ZM83 226V225H82ZM108 226V225H107ZM106 226V227H107ZM117 226V225H116ZM211 226V227H212ZM26 227V226H25ZM103 228H101V231H102V233L101 234H104L103 232V230H105L106 231V227H105V225L104 226H102ZM119 227V226H118ZM179 227H181V226H179ZM183 227V226H182ZM190 227H192V226H190ZM214 227V226H213ZM212 227V228H213ZM217 227V226H216ZM215 227V229H217V231H219L220 232V230H218L219 228H216ZM222 227H224V226H222ZM229 227V226H228ZM37 228V227H36ZM42 228V227H41ZM72 228H70V230L72 229ZM77 228H80V226L79 227H77ZM108 228H110L109 226H108ZM107 228V229H108ZM122 228V227H121ZM131 228V227H130ZM134 228V227H133ZM230 228V227H229ZM232 228V231L233 230H235V228L234 227H231ZM234 228V229H233ZM27 229H28V226L26 227V233H25V237L26 238H29L30 236H28V235H30V234H28L27 235ZM34 229V228H33ZM76 229V228H75ZM93 229V228H92ZM96 229V228H95ZM119 229H120V227H119ZM124 229V228H123ZM122 229V230H123ZM134 229H136V228H134ZM156 229V228H155ZM182 230L184 229V228H181ZM3 230H4V228H3ZM7 230V231H8ZM12 230H14L15 231V233L14 234H16V232H18V231H16L14 228L12 229ZM11 229L9 230V233H10V231H12ZM100 230V229H99ZM130 230V229H129ZM132 230V229H131ZM179 230V229H178ZM222 230H223V228H222ZM225 230H229V229H224L223 231H221V232H223L224 233V231ZM231 230V229H230ZM229 230V231H230ZM243 230V229H242ZM0 231H2V229L0 230ZM5 231V230H4ZM4 231L3 232H1V234L2 233H4ZM21 231H22V233H21ZM35 231V230H34ZM33 231V232H34ZM40 231V230H39ZM67 231V230H66ZM75 232L74 231V229L73 230H71V232ZM88 231V230H87ZM115 231V230H114ZM117 231V230H116ZM115 231V232H116ZM145 231V230H144ZM187 231V230H186ZM228 231V232H229ZM231 231V232H232ZM43 232H45V231H43ZM78 232V231H77ZM137 232V231H136ZM152 232H153V230H152ZM157 232V231H156ZM162 232V231H161ZM164 232V231H163ZM213 232V231H212ZM227 232V231H226ZM11 233H13V231L11 232ZM49 233V232H48ZM52 233V232H51ZM87 233V232H86ZM116 233H119V230L116 232ZM120 233H121V231H120ZM139 233V232H138ZM149 233V232H148ZM184 233V232H183ZM18 233L16 234V235H19ZM36 234V233H35ZM46 234V233H45ZM75 234V233H74ZM88 234H90V233H88ZM122 234V233H121ZM140 234V233H139ZM207 234V233H206ZM225 234V233H224ZM229 234H230V232H229ZM234 235V237L233 238H235L236 236H235V233H233ZM237 234V233H236ZM4 235H7L6 234V232L4 233ZM28 237H27V236ZM44 235V234H43ZM64 235V234H63ZM119 235V234H118ZM231 235H232V233H231ZM241 235V234H240ZM12 236H13V234H12ZM66 236V235H65ZM79 236V235H78ZM86 236H87V234H86ZM86 236H84V238H86ZM102 236H104V235H100V236H98L99 238L100 237H102ZM140 236V235H139ZM142 236V235H141ZM217 236V235H216ZM224 236H226V235H224ZM223 236V237H224ZM227 236H228V234H227ZM226 236V237H227ZM230 236V235H229ZM238 236V235H237ZM3 237V236H2ZM2 237H1V235H0V241L1 240H3L4 242H5V240L4 239H10V238H7V237H5L4 236V238L2 239ZM21 237V236H20ZM36 237V236H35ZM41 237V236H40ZM53 237V236H52ZM67 237V236H66ZM80 237V236H79ZM87 237H90V235L89 236H87ZM120 237V236H119ZM143 238L145 237V235L144 236H142ZM142 237L141 238H139L140 240H142ZM147 238H148V236H146ZM225 237V239H229V238H226ZM232 237V236H231ZM13 239L14 238H16V236L14 235V237H12ZM17 238H18V236H17ZM22 238V237H21ZM23 238H24V236H23ZM22 238V239H23ZM68 238V237H67ZM112 238H114V237H112ZM135 238V237H134ZM241 238V237H240ZM36 239V238H35ZM43 239H44V236H43ZM48 239V238H47ZM50 239V238H49ZM75 239V238H74ZM78 239V238H77ZM103 241H101L100 239H98V240H100L102 243H101V245L102 244H104L103 246H111V245H109V244H106V243H103V242H106L105 240V236H104V238H101ZM136 239V243L138 244V247H139V245L141 246L142 245V243L140 244V242H139V240L137 239V238H135ZM134 239V240H135ZM152 239V238H151ZM236 239V238H235ZM234 239V240H235ZM6 240V241H7ZM16 241H17V243H19L18 241L20 240V238H19V240L18 239H15ZM14 240V241H15ZM33 240V239H32ZM37 240V239H36ZM38 240H39V238H38ZM84 240V239H83ZM86 240H87V238H86ZM115 240V239H114ZM124 240V239H123ZM127 240V239H126ZM125 240V241H126ZM134 240H132V241H134ZM137 240H138V242H137ZM145 240H146V238H145ZM229 240H231V239H229ZM238 240H240V239H238ZM237 239L235 240V242H233V244L234 243H236L237 241H238ZM14 241H11V242H13L14 243ZM40 241H41V243H44V241L41 239V240H39V242L38 243H40ZM66 241H67V239H66ZM77 241H80V240H77ZM82 241V240H81ZM80 241V242H81ZM89 241V240H88ZM228 241V240H227ZM10 242V241H9ZM26 242V241H25ZM33 242L35 243V241L33 240ZM127 242H128V240H127ZM126 242V243H127ZM135 242V241H134ZM142 242V241H141ZM149 242V241H148ZM159 242V241H158ZM158 242H156V243H158ZM222 242H224V241H222ZM245 241H243V243H244ZM247 242V241H246ZM245 242V243H246ZM253 242V241H252ZM259 242V241H258ZM262 242V241H261ZM8 243V242H7ZM20 243H21V241H20ZM38 243H35V244H37V245H39ZM98 243H99V241H98ZM143 243H144V241H143ZM196 243V242H195ZM226 243H229V242H226ZM231 243V242H230ZM238 243H239V241H238ZM241 243V242H240ZM239 243V244H240ZM244 243V244H245ZM1 244H3V242L1 241V243H0V245ZM15 244H16V242H15ZM22 244V243H21ZM49 244V243H48ZM71 244V243H70ZM75 244V243H74ZM81 244H82V242H81ZM148 244V243H147ZM159 244V243H158ZM166 244V243H165ZM189 244V243H188ZM193 244V243H192ZM197 244H199V243H197ZM242 244V243H241ZM241 244H240V246H241ZM242 245L241 247H243V246H245V245ZM250 245H251V243H249ZM254 244V243H253ZM19 245V244H18ZM36 245V247H39V246H37ZM43 245H45V244H42V247H43ZM63 245V244H62ZM76 245H77V243H76ZM145 245V244H144ZM171 245H172V243H171ZM236 245H238V244H236ZM250 245H248V247L250 248ZM255 245V244H254ZM258 245V244H257ZM3 246V245H2ZM2 246H0V248L2 247ZM12 246H14V245H12ZM20 246V249H21V247H22V245H19ZM67 246V245H66ZM78 246V245H77ZM107 246H106V248H107ZM149 246H150V248L152 247V245H151V243H149ZM194 246H198V245H194ZM15 248L17 247V246H14ZM69 247V246H68ZM72 247V246H71ZM99 248H101V246H100V244H99V246H98ZM116 247V246H115ZM156 247H158L157 245H156ZM155 247V248H156ZM246 247V246H245ZM260 247V246H259ZM14 248V249H15ZM22 248H24V247H22ZM39 248H41V246L39 247ZM63 248V247H62ZM62 248H61V250H62ZM73 248V247H72ZM94 248V247H93ZM96 248H97V246H96ZM95 248V249H96ZM103 248V247H102ZM111 248V250H113L112 248L113 247H110ZM143 248V247H142ZM4 249H6V250H8L7 248H4ZM4 249H2V250H4ZM18 249H19V247H18ZM19 249V250H20ZM29 249V248H28ZM34 249V248H33ZM37 249V248H36ZM59 249H60V247H59ZM67 249V248H66ZM70 249V248H69ZM89 249V248H88ZM95 249H94V251H95ZM122 249V248H121ZM146 249H147V247H146ZM197 249V248H196ZM251 249V248H250ZM2 250H1V253H0V257H2L1 259H0V262L1 261H4V260H6V258L5 257H3V255H4V253H6L7 255H8V253H7V251L6 250H4L5 252L3 253L2 252ZM12 250V249H11ZM102 250L103 249H101V252H102ZM105 250V249H104ZM110 250V249H109ZM110 250V251H111ZM227 250H229V249H227ZM253 250H256L255 248L253 249ZM253 250H250V252H252ZM10 251V250H9ZM8 251V252H9ZM22 252H23V250H21ZM25 251V250H24ZM28 251H30V250H28ZM63 251V250H62ZM61 251V253H63ZM65 251V250H64ZM97 251V250H96ZM121 251V250H120ZM130 251V250H129ZM170 251V250H169ZM194 251V250H193ZM226 251V250H225ZM249 251V250H248ZM247 251V252H248ZM14 252H18L17 251V249L14 251ZM13 252V253H14ZM26 252H27V250H26ZM31 252H33L34 253V255H36V256H38L39 254L38 253H41V252H35L34 250L33 251H31ZM31 252H29V253H31ZM45 252V251H44ZM76 252V251H75ZM113 252V251H112ZM123 252H125V251H122L121 253H120V255H124L123 254ZM261 252V251H260ZM13 253H11V259H12V256H18V254L16 253L15 255L13 254ZM24 253V252H23ZM58 253V252H57ZM70 253V252H69ZM110 254H111V252H109ZM114 253V252H113ZM117 253V252H116ZM133 253H135V252H133ZM128 254L129 256H127V257H125L124 258V262H127V261H130L132 264H136V263H138L139 264V260H140V257H137L138 259V261L139 262H132L131 261V259H129V258H131L130 256L132 255H134V258H132V260H136V257H135V255H136V253L135 254ZM142 253H143V250H142ZM190 253V252H189ZM191 253L192 254H194L193 252H192V250H191ZM254 253H255V251H254ZM19 254H20V251H19ZM27 254H28V252H27ZM66 254H67V252H66ZM77 254V253H76ZM109 254V255H110ZM196 254V253H195ZM232 254V253H231ZM256 254V253H255ZM6 255V256H7ZM29 255V254H28ZM70 255H71V253H70ZM114 255H115V253H114ZM117 255H119V254H117ZM119 255V256H120ZM165 255V254H164ZM190 255V254H189ZM207 255V254H206ZM224 255V254H223ZM260 255V254H259ZM5 256V255H4ZM20 257H22V254L21 255H19ZM31 257L33 256V255H30ZM67 256V255H66ZM69 256V255H68ZM68 256H67V259H70V258H68ZM99 256V255H98ZM111 256V255H110ZM112 256H113V254H112ZM126 256V255H125ZM137 256H144V255H142V254H140V252H138V255ZM154 256H155V254H154ZM194 256V255H193ZM200 256V255H199ZM254 256V255H253ZM253 256H252V258H253ZM24 257H26V253H25V256ZM23 257V258H24ZM29 257V256H28ZM34 257V256H33ZM32 257V258H33ZM41 257V256H40ZM49 258H51L50 256H48ZM85 257V256H84ZM114 257V256H113ZM121 257V256H120ZM202 257V256H201ZM230 257H231V255H230ZM4 258V259H3ZM8 258V257H7ZM27 258V257H26ZM42 258V257H41ZM75 258V257H74ZM89 258V257H88ZM91 258H94V257H91ZM111 258V257H110ZM110 258L108 259V255H107V259L111 262V260H110ZM117 258H119L118 256H117ZM126 258H128L127 260H126ZM143 258V257H142ZM141 258V259H142ZM149 258V257H148ZM203 258V257H202ZM215 258V257H214ZM251 258V259H252ZM256 258V257H255ZM257 258H259V257H257ZM3 259V260H2ZM101 259V258H100ZM182 259H183V257H182ZM226 259V258H225ZM249 259V258H248ZM260 259V258H259ZM259 259H257V261L259 260ZM264 259V258H263ZM13 260V259H12ZM11 260V261H12ZM16 260V259H15ZM21 260H22V258H21ZM39 260V259H38ZM45 260V259H44ZM53 260V259H52ZM72 260V259H71ZM71 260H70V264H72V262H71ZM76 260V259H75ZM102 260H103V257H102ZM107 260V261H108ZM122 260V259H121ZM136 260V261H137ZM174 260H176V259H174ZM215 260V259H214ZM20 261V260H19ZM85 261V260H84ZM88 261H89V259H88ZM123 261V260H122ZM182 261V260H181ZM188 261H189V258H188ZM234 261V260H233ZM13 262V261H12ZM53 262V261H52ZM51 261H50V263H52ZM92 261H90V263H91ZM94 262V261H93ZM142 262V261H141ZM140 262V263H141ZM144 262V261H143ZM15 262H13V264H14ZM17 263V262H16ZM41 263V262H40ZM86 263H88V262H86ZM107 263H109V262H107ZM107 263H105V264H107ZM115 263V262H114ZM242 263H244V262H242ZM262 263V262H261ZM10 264V263H9ZM27 264V263H26ZM35 264V263H34ZM116 264V263H115ZM121 264V263H120ZM128 264H130L129 262H128ZM142 264V263H141ZM144 264V263H143ZM184 264V263H183ZM186 264H188L187 262H186ZM202 264V263H201ZM205 264V263H204ZM241 264V263H240Z\"/></svg>","mask_w":264,"mask_h":264}]
</instances>
